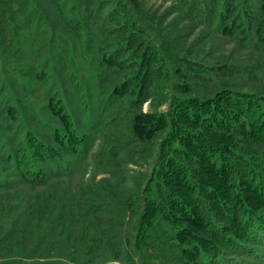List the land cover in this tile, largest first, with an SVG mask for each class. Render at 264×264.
I'll list each match as a JSON object with an SVG mask.
<instances>
[{"label": "trees", "instance_id": "obj_1", "mask_svg": "<svg viewBox=\"0 0 264 264\" xmlns=\"http://www.w3.org/2000/svg\"><path fill=\"white\" fill-rule=\"evenodd\" d=\"M172 1L169 10L182 20L264 52V0ZM50 2L61 15L75 16L79 35L98 41L104 120L114 135L122 125L124 140L117 144L122 161L109 155L115 146L103 143L111 168L104 173L125 182L119 162L140 168L120 200L112 197L116 206L102 204L97 232L113 260L160 264L173 249L175 264H264V95L224 83L196 88L206 87L208 75L231 76L237 67L192 59L178 20L165 24L169 13L158 15L140 0ZM42 8L0 0V65L9 51L17 55L26 20L41 18ZM50 110L62 126L52 131L53 143L29 133L13 157L20 178L33 186L48 181L44 163L76 153L85 142L60 100Z\"/></svg>", "mask_w": 264, "mask_h": 264}, {"label": "rangeland", "instance_id": "obj_2", "mask_svg": "<svg viewBox=\"0 0 264 264\" xmlns=\"http://www.w3.org/2000/svg\"><path fill=\"white\" fill-rule=\"evenodd\" d=\"M30 1L38 2L44 12L28 22L22 17L26 24L18 53L9 51L7 63L0 65V264H122L100 241L97 231L103 228L98 221H103L102 204L107 200L116 206L112 197L119 199L131 186L129 175L140 168L138 162H119L118 171H127L125 182L123 176L104 173L111 168L103 143L115 146L109 155L120 161L124 154L118 153V145L124 140L119 139L122 125L114 135L104 120L106 96L98 83V41L92 45L88 36L79 35L80 29L73 27L75 16L61 15L50 0ZM140 1L158 15L169 13L165 24L178 20L177 29L192 59L209 67H237L231 76L208 75L207 88L201 84L196 88L211 91L214 84L224 83L235 91L264 95L262 50L182 20L169 10L172 0ZM57 100L74 133L85 142L76 153L44 163L41 169L48 181L33 186L20 178L13 157L26 147L29 133L53 143L52 131L62 127L50 110ZM147 109L148 102L143 105ZM173 253L167 250L160 264H175Z\"/></svg>", "mask_w": 264, "mask_h": 264}]
</instances>
